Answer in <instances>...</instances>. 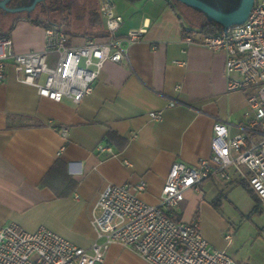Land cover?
I'll use <instances>...</instances> for the list:
<instances>
[{
    "label": "crops",
    "instance_id": "1",
    "mask_svg": "<svg viewBox=\"0 0 264 264\" xmlns=\"http://www.w3.org/2000/svg\"><path fill=\"white\" fill-rule=\"evenodd\" d=\"M119 1L122 13L112 2L124 19L120 35L134 29L146 33L130 49L128 62L105 64L94 92L79 105L40 97L8 64L0 85V228L9 223L30 233L46 228L87 249L95 239V205L106 186L127 185L142 202L157 206L174 163L196 166L211 157L216 120L228 122L232 136L244 124L246 95L227 91L225 53L183 43L191 30L200 29L190 20L187 25L179 5L171 0ZM15 20L6 30L0 26L15 51L42 50L44 28L26 18ZM155 111H163L162 121L150 118ZM99 145L111 147L116 157L99 154ZM57 163L63 171L44 185ZM141 183L143 192L136 189ZM239 187L244 189L236 182L206 181L203 194L185 193L176 218L183 223L199 219L207 238L208 228L225 226L221 209L225 201L236 205L233 194ZM220 196L224 202L217 211L212 203ZM260 208L264 213V203ZM218 249L227 251L226 246ZM247 261L237 263L264 264ZM103 264L146 263L112 246Z\"/></svg>",
    "mask_w": 264,
    "mask_h": 264
},
{
    "label": "built area",
    "instance_id": "2",
    "mask_svg": "<svg viewBox=\"0 0 264 264\" xmlns=\"http://www.w3.org/2000/svg\"><path fill=\"white\" fill-rule=\"evenodd\" d=\"M100 14L108 33L103 41L89 39L76 44L58 25H52L44 29L42 50L18 53L12 39L0 33V85L11 62L19 81L36 88L40 97L54 102L69 99L79 105L94 92L105 64L128 62L130 49L146 33L134 29L120 35L124 19L111 0L100 1ZM183 43L225 53L227 91L243 92L247 100L239 133L232 136L230 124L216 120L211 157L196 166L174 163L157 206L142 202L127 185L106 186L95 205L91 221L95 239L87 249L46 228L30 233L14 223L3 226L0 264H103L112 246L133 253L146 264H239L226 250L211 246L199 219L183 223L174 217L185 193L203 194L202 185L210 180L245 184L264 203V0H254L244 24L217 35L191 32ZM172 105L174 101L169 107ZM149 116L160 122L163 111ZM97 151L116 157L108 146L99 145ZM136 189L143 192L145 184ZM231 235L226 236L227 241Z\"/></svg>",
    "mask_w": 264,
    "mask_h": 264
},
{
    "label": "rangeland",
    "instance_id": "3",
    "mask_svg": "<svg viewBox=\"0 0 264 264\" xmlns=\"http://www.w3.org/2000/svg\"><path fill=\"white\" fill-rule=\"evenodd\" d=\"M35 0H29L26 6L33 4ZM78 3V8L75 10V14L86 12L91 9L92 0H75ZM115 2L118 10L122 13L121 3L119 0H112ZM243 0H224L226 4H232L239 6ZM212 3V2H211ZM213 5L217 6L214 2ZM50 5V3H48ZM179 8L184 15V19L188 25L190 20L193 27H199L200 22L203 23V19L196 13L187 10L184 6L179 5ZM223 11L228 12L233 10L223 6ZM39 7L31 14L33 19H37L40 14ZM117 10V9H116ZM27 17L26 14H21L19 18ZM12 18H8L1 26L3 30L9 28ZM233 198L235 204L225 201V206L222 210V216L224 218L225 226L210 227L207 229V240L211 246L215 249L219 247H227V252L232 256L236 262L247 263V260H255L264 262V213L261 210L260 213L251 215L253 208V201L248 192L239 187L234 192ZM224 202V199L222 200ZM222 208V207H221ZM204 228V227H203ZM232 228L234 231L231 235L230 241L226 240V236L229 234L228 229ZM204 231V229H203ZM228 244V246H227ZM252 262V261H251Z\"/></svg>",
    "mask_w": 264,
    "mask_h": 264
},
{
    "label": "trees",
    "instance_id": "4",
    "mask_svg": "<svg viewBox=\"0 0 264 264\" xmlns=\"http://www.w3.org/2000/svg\"><path fill=\"white\" fill-rule=\"evenodd\" d=\"M100 1L101 0H92L91 9L86 12L75 14V10L78 8V3L75 0H47L43 3H40L38 7L40 16L37 19H33L31 16L32 13L38 8H36L32 13L28 14L26 20L30 21L36 26L49 28L52 25H58L61 30L66 33L72 39L78 38L82 40H97L103 41L108 37V33L104 28V22L100 14ZM50 3V5H48ZM179 5L178 3H175ZM23 18H18L15 20V23L22 20ZM200 33L207 35H217L222 32L220 25L203 21L200 22ZM194 32L191 30L189 33ZM64 166L61 163H57L47 177L44 179V185L49 184V179L59 171H63ZM72 186L75 185L74 182L70 183ZM244 189L248 194L254 199L255 206L251 212V215L260 213V200L256 195L249 189L245 184H242ZM223 197H218L213 203V207L220 211ZM176 222H181L179 219L174 217Z\"/></svg>",
    "mask_w": 264,
    "mask_h": 264
},
{
    "label": "water",
    "instance_id": "5",
    "mask_svg": "<svg viewBox=\"0 0 264 264\" xmlns=\"http://www.w3.org/2000/svg\"><path fill=\"white\" fill-rule=\"evenodd\" d=\"M47 0H35L33 4L26 7L9 9L6 2L0 3V8L4 9L8 13H32L38 4L43 3ZM172 2L191 7L203 13L209 22H214L221 26L222 31H226L228 28L236 25L244 24L254 6V0H243L241 5L236 6L232 4H226L224 0H171ZM216 3L217 6L212 3ZM223 6L232 8L233 10L225 12Z\"/></svg>",
    "mask_w": 264,
    "mask_h": 264
},
{
    "label": "flooded vegetation",
    "instance_id": "6",
    "mask_svg": "<svg viewBox=\"0 0 264 264\" xmlns=\"http://www.w3.org/2000/svg\"><path fill=\"white\" fill-rule=\"evenodd\" d=\"M1 2H6L7 3L6 5L9 9H16V8L26 7V4L29 2V0H0V3ZM179 5H181V4H179ZM182 6H184V5H182ZM184 7L187 10H190V11L196 13L197 15H199L204 21H208L206 16L203 13L199 12L198 10L193 9L191 7H187V6H184ZM23 13L27 15V13H25V12H20V13H15V14L8 13L4 9L0 8V26L4 24V22L6 21L7 18L10 17L13 20H15V19H18L19 16Z\"/></svg>",
    "mask_w": 264,
    "mask_h": 264
}]
</instances>
